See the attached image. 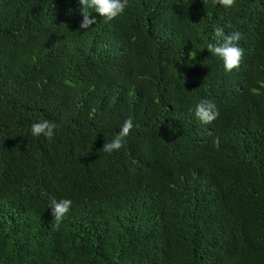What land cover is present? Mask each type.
I'll list each match as a JSON object with an SVG mask.
<instances>
[{
	"label": "trees",
	"instance_id": "trees-1",
	"mask_svg": "<svg viewBox=\"0 0 264 264\" xmlns=\"http://www.w3.org/2000/svg\"><path fill=\"white\" fill-rule=\"evenodd\" d=\"M216 27L242 33L231 72ZM0 264H264V0H0Z\"/></svg>",
	"mask_w": 264,
	"mask_h": 264
},
{
	"label": "clouds",
	"instance_id": "clouds-1",
	"mask_svg": "<svg viewBox=\"0 0 264 264\" xmlns=\"http://www.w3.org/2000/svg\"><path fill=\"white\" fill-rule=\"evenodd\" d=\"M236 0H216V3L225 8L235 6ZM82 9H94L101 17L107 20H112L124 13L128 7L129 0H79ZM82 22L80 28L87 29L96 23V17L90 13L82 12ZM242 38L240 31H233L226 34L224 29L216 27L214 29V41L206 45V49L215 56H218L223 61L225 72H231L238 69L240 62L244 57V50L239 47V41ZM66 83H68L66 81ZM194 115L203 124H211L219 116V108L212 100L201 99L195 105ZM134 124L131 117L124 120L116 136L108 143L103 144V151L112 153L119 151L123 147V142L130 135ZM57 124L47 119L35 122L31 125V133L33 136H44L51 140L55 134ZM72 205L71 199H51L49 207L51 208L54 217L52 227L58 229L66 215L69 213Z\"/></svg>",
	"mask_w": 264,
	"mask_h": 264
}]
</instances>
